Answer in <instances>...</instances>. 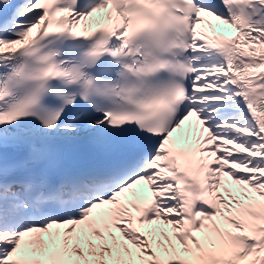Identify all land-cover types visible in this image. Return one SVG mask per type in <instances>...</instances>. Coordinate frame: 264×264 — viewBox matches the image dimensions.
Listing matches in <instances>:
<instances>
[{
  "label": "snow or ice",
  "instance_id": "snow-or-ice-1",
  "mask_svg": "<svg viewBox=\"0 0 264 264\" xmlns=\"http://www.w3.org/2000/svg\"><path fill=\"white\" fill-rule=\"evenodd\" d=\"M0 264H264V0H0Z\"/></svg>",
  "mask_w": 264,
  "mask_h": 264
}]
</instances>
